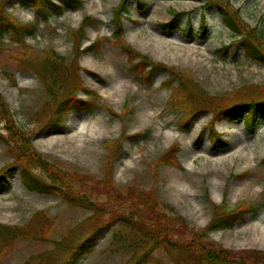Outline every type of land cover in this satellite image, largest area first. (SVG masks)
Returning <instances> with one entry per match:
<instances>
[{
	"label": "rangeland",
	"instance_id": "rangeland-1",
	"mask_svg": "<svg viewBox=\"0 0 264 264\" xmlns=\"http://www.w3.org/2000/svg\"><path fill=\"white\" fill-rule=\"evenodd\" d=\"M120 1L82 0L80 7H65L59 15L50 2L66 6V0H49L45 3L46 13L32 6L21 7L17 0H0V14L6 23L36 28L33 35L18 37L12 30L3 35L0 94L9 118L31 137L32 148L92 201L87 204L86 198L79 204L71 203L72 189L67 191L60 181L58 185L62 187L54 193L43 194L27 187L22 180V167L14 163L19 147L8 137L6 120L1 118L0 171L5 178L0 181V223L26 227L40 213L47 215L48 223L38 240L16 242L0 258V264H25L31 257L55 250V241L64 235L81 241L99 226L104 230L100 231L94 250L79 264H128L134 252L133 260L139 259V264H195L186 257L183 247L209 225L212 205L224 203L234 209L243 200L251 206L244 219L233 228L209 232L208 238L219 247L238 253L264 252V120H260L254 133L243 120L216 122L215 130L224 135L226 145L211 143L212 112L201 114L184 128L192 113L182 116V101H173L175 93L166 84L171 72L157 71L151 83L131 72L128 55L114 37L113 13ZM142 1L145 6L138 0L127 2L129 11L123 18L122 38L127 44L149 56L152 62L186 72V77L195 82L196 91L205 92L215 102L228 106L264 100V62L247 56L235 42L246 38L253 29L259 34L264 28V0ZM220 7L235 19L237 32L224 23ZM171 8L186 14L176 28L160 27L159 22L172 19ZM85 15L94 16L97 23L84 27L86 35L81 48L101 36L106 39L95 49H83L76 55L70 29H79ZM202 20L207 28L205 34ZM187 21L191 23L189 28ZM261 43L264 48V40ZM228 44L229 48L224 49ZM29 45L37 54L54 49L69 63L78 61L83 84L101 96L92 100H97L98 106L69 108L62 126L50 124L62 95L51 99L38 74L19 65ZM178 84L176 79L171 86L176 88ZM75 98L88 96L78 89ZM125 102L132 111L121 117ZM115 139L121 141L119 150L104 145ZM175 142L180 147L179 164H162L161 156ZM8 168L14 169L6 172ZM111 170L118 194L134 186L137 195L143 196L155 187L161 198L158 208L177 224L171 240L164 239L163 234H167L163 231L158 241L162 245H154L146 257H140L144 250L136 249L146 240L128 235L125 230H138L119 223L123 210L139 200L113 198L101 189ZM33 172L41 178L46 176L40 168ZM245 172L248 174L243 175ZM145 227L146 232L157 231L148 224ZM119 230L122 234H117ZM250 263L264 264V260Z\"/></svg>",
	"mask_w": 264,
	"mask_h": 264
},
{
	"label": "trees",
	"instance_id": "trees-1",
	"mask_svg": "<svg viewBox=\"0 0 264 264\" xmlns=\"http://www.w3.org/2000/svg\"><path fill=\"white\" fill-rule=\"evenodd\" d=\"M7 1L10 3L13 0ZM17 1L23 7L33 6L39 12L45 13L47 12L45 3L49 2V0H46V2L43 0ZM66 1V6H60L52 2L50 3L59 15L63 13L65 7H80L82 5V0ZM127 2L128 0H121L120 3L114 8L112 20L113 24L115 25L114 37H116L122 50H124L128 55V60L131 64V72L137 74L141 81L151 83L155 73L160 69L171 70L172 78L169 83L176 79L179 80L173 101H182L180 106V108H182L181 111L192 113V119L186 121L183 127L188 128L192 122L198 119L201 114L212 112V130L215 127L216 121L222 119L240 121L244 119L247 125L251 128L250 131L254 132L259 121L264 119V100H254L250 102L243 101L228 106L220 103V101L215 102L205 92L196 91L195 82L187 78L184 72L177 70V68L174 67L168 68L162 63L152 62V60L149 59V56L137 52L134 48L127 44L125 40L122 39L125 32V23L123 18L128 14L129 11L126 7ZM138 2L145 6V3L142 0H138ZM220 9L222 11L225 23L230 29L237 32L239 28L235 23V19L231 18L230 15L223 11L222 7H220ZM170 13L172 15V20L170 22L159 23L160 27L167 29L176 28L181 16L184 15L183 12H179L176 9H171ZM96 23L97 19L94 16L85 15L79 29H70L71 37L76 48V55H80L83 49H95V47H97L101 41L106 39V37L101 36L97 38L92 44L83 49L81 48L82 41L85 39L86 35L84 27ZM202 28L205 32V26L202 25ZM10 30L14 31L16 36L20 37L25 35H33L36 31V28L33 25L20 26L12 21L6 23L4 20V15L0 14V49L4 45V33ZM259 31L260 33L256 34L255 30L253 29L246 38L240 37L238 40H235V42L239 43L238 47H244L246 53H248L251 57L264 62V48L263 43H261L264 40V28L260 29ZM223 47L224 49H228L229 45H224ZM21 56L23 57L19 60V65L23 66V69L25 70H33L36 74H38L41 81L45 85L47 95L51 99H56L59 95H62V99L57 103V107H54L53 109V118L51 119L52 122L50 124L53 123L55 125L62 126L65 120V111H67L69 108L79 109L85 108L86 106L91 107L97 105L95 101L92 100L99 98L100 96L97 92H93V90L83 84V79L79 75L81 68L78 61H75V59L69 63L63 55L54 49H49L46 53L40 52V54H37L30 45L24 49V53ZM78 89L84 90L85 94L89 98H75L76 91ZM196 93L198 94L197 96L190 97V94L194 96ZM107 108L111 112H115L112 106L107 105ZM131 111L132 107L128 102H125L120 116L124 117ZM1 118L6 120V126L4 128L8 131V137L19 147L20 153H15L16 160L14 163L15 166L19 165L22 167V179L30 189L43 194L54 193L61 189L62 186L60 187L58 185L60 184L58 183L60 181L65 187L64 189L67 191L72 189L71 203L79 204L80 201L83 202L87 198L88 200L86 203L92 204V201L85 195L84 192L73 188L72 184L68 182L66 174L62 175L59 169L54 168L51 163L45 160L40 154L36 152L34 148H32L31 137L27 136L22 130H20L14 121L9 118V110L0 94V120ZM214 133L219 136L218 133ZM221 141L228 143L227 141L225 142L223 138H221ZM120 143V139H115L111 141H105L104 145L107 148H113L117 151L121 148ZM179 149V144L177 142L173 143L170 148L161 156L160 160L162 161V164L172 166L178 165L179 163L177 160V154ZM34 168H40L46 176L41 178L39 175L33 172ZM13 169L14 168H8L6 172H11ZM246 174L248 173H243V175ZM106 178L107 179L102 181L101 189L107 195L112 196L113 198L123 197L126 200H139L138 203H130L129 206L123 210V214L121 215L119 223L124 225V227L138 230H125L128 232V235H132L136 238H144L146 240L143 242L144 245L136 247V249L144 250V254H142L140 257H146L152 251L151 248L154 245H162L158 241L163 231L165 234H167H163L164 239L166 238L168 241L171 240L172 230H177V224L175 221L167 217L165 212L158 208V203L160 202L161 198L157 194L158 191L155 187L149 189L150 191L144 192L143 196L137 195V188H134V186L132 188H127L121 195L117 193L116 188L113 185L114 178L112 170L108 173ZM2 179H4V174L2 171H0V181ZM92 181L96 182L95 180ZM102 205L106 206V203H103ZM249 209H251V206L249 205V202L245 200L241 201L234 209H228L225 207L224 203L220 205L213 204V215L209 225H207L203 232H195V237L191 243L186 244L183 247L186 251V257L191 258L195 264H251L250 262L262 263V260H264V252L258 251L257 253L253 252V254H251V252H245L242 254L219 247V245L208 238L209 232L218 229L233 228L238 222L244 219V215ZM129 213L133 215L130 216ZM47 221V215L40 213L34 215L26 227H13L0 223V258L7 252L8 249H12L14 244L18 241L38 240L40 235L45 232L44 227L47 225ZM166 222H169L168 226H165ZM146 224H148L151 229L153 227L156 228L157 231L146 232ZM150 228L148 230H151ZM102 229L103 226H99L94 230V232L88 236H85L81 241L74 238V236L64 235L60 241H55V250L45 251L38 254L36 257H31L25 264H78L83 256L93 251L99 235L104 230ZM118 233L122 234V231L119 230L117 234ZM44 237L45 236H42V239H44ZM189 251L193 253H190ZM135 255L136 252H134L132 257L129 259L130 262L128 264H139V259L133 260Z\"/></svg>",
	"mask_w": 264,
	"mask_h": 264
},
{
	"label": "bare ground",
	"instance_id": "bare-ground-1",
	"mask_svg": "<svg viewBox=\"0 0 264 264\" xmlns=\"http://www.w3.org/2000/svg\"><path fill=\"white\" fill-rule=\"evenodd\" d=\"M221 77H223V76L221 75ZM118 86L122 87V85H121V84H119Z\"/></svg>",
	"mask_w": 264,
	"mask_h": 264
}]
</instances>
